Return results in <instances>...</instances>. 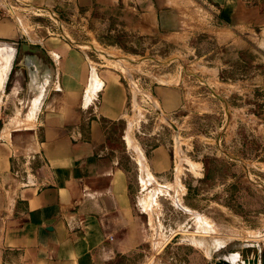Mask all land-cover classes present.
I'll return each mask as SVG.
<instances>
[{
  "label": "crops",
  "instance_id": "0c3cea01",
  "mask_svg": "<svg viewBox=\"0 0 264 264\" xmlns=\"http://www.w3.org/2000/svg\"><path fill=\"white\" fill-rule=\"evenodd\" d=\"M0 3L10 7L0 19V54L10 65L0 84V264H105L139 239L138 231L123 230L133 221L127 175L105 154L106 127L129 118V85L114 65L83 49L95 51L93 43L67 39L75 27L60 17L100 19L177 44L194 35L195 11L213 18L218 36L264 33V0ZM44 14L57 22L38 24ZM43 28L53 35L40 38ZM147 96L162 115L183 103L177 85L153 86ZM146 164L163 174L172 160L160 145ZM256 245L264 264V243Z\"/></svg>",
  "mask_w": 264,
  "mask_h": 264
},
{
  "label": "rangeland",
  "instance_id": "374dc122",
  "mask_svg": "<svg viewBox=\"0 0 264 264\" xmlns=\"http://www.w3.org/2000/svg\"><path fill=\"white\" fill-rule=\"evenodd\" d=\"M191 17L194 35L177 44L100 19L60 17L75 27L67 39L93 43L95 51L83 49L114 65L129 85V118L106 127L105 154L127 175L133 221L123 230L138 231L139 239L105 264H245L234 250L264 243V33L218 36L211 16ZM52 35L43 28L40 38ZM0 57L2 85L10 65ZM162 84L183 93L181 108L167 115L144 97ZM160 145L172 165L153 174L146 159Z\"/></svg>",
  "mask_w": 264,
  "mask_h": 264
},
{
  "label": "water",
  "instance_id": "95a60500",
  "mask_svg": "<svg viewBox=\"0 0 264 264\" xmlns=\"http://www.w3.org/2000/svg\"><path fill=\"white\" fill-rule=\"evenodd\" d=\"M23 48L28 50V47L26 46H24ZM234 251L239 252L244 262L248 264H258L259 248L257 245L243 246L242 248H236ZM251 254L253 255V259H248ZM214 264H229V262L224 258H220Z\"/></svg>",
  "mask_w": 264,
  "mask_h": 264
},
{
  "label": "built area",
  "instance_id": "2783aa9c",
  "mask_svg": "<svg viewBox=\"0 0 264 264\" xmlns=\"http://www.w3.org/2000/svg\"><path fill=\"white\" fill-rule=\"evenodd\" d=\"M9 8L10 7H8L7 5L5 6V5H2L0 3V19L3 18V17H5L6 12H7V10H9ZM144 97L146 98V101H148V99H149L148 96L145 95Z\"/></svg>",
  "mask_w": 264,
  "mask_h": 264
},
{
  "label": "bare ground",
  "instance_id": "6f19581e",
  "mask_svg": "<svg viewBox=\"0 0 264 264\" xmlns=\"http://www.w3.org/2000/svg\"><path fill=\"white\" fill-rule=\"evenodd\" d=\"M253 259V258H252ZM245 264H248V263H246V262H244ZM229 264H231V263H229Z\"/></svg>",
  "mask_w": 264,
  "mask_h": 264
}]
</instances>
